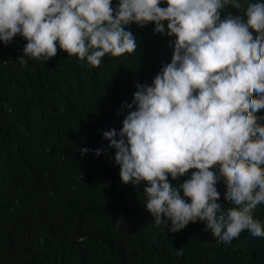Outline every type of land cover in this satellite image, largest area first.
Returning <instances> with one entry per match:
<instances>
[{
	"label": "clouds",
	"instance_id": "9594fccd",
	"mask_svg": "<svg viewBox=\"0 0 264 264\" xmlns=\"http://www.w3.org/2000/svg\"><path fill=\"white\" fill-rule=\"evenodd\" d=\"M226 6L240 11L221 18ZM148 22L169 38L170 60L151 83L134 82L121 126L101 133L107 144L78 152L114 149L120 182L142 187L144 209L168 232L205 217L225 242L242 230L264 237L252 215L264 202V0H247L246 11L242 0H0V43L19 34L22 53L42 63L57 47L91 66L133 53L125 26Z\"/></svg>",
	"mask_w": 264,
	"mask_h": 264
},
{
	"label": "trees",
	"instance_id": "16d2710c",
	"mask_svg": "<svg viewBox=\"0 0 264 264\" xmlns=\"http://www.w3.org/2000/svg\"><path fill=\"white\" fill-rule=\"evenodd\" d=\"M239 11L226 6L221 18ZM125 27L137 50L105 54L98 66L59 47L42 63L22 53L19 34L0 43V264H264V237L242 230L225 242L205 217L168 232L144 209L142 187L120 182L114 149L78 152L106 145L101 133L121 126L134 82L151 83L170 60L169 38L152 22ZM252 215L264 226V202Z\"/></svg>",
	"mask_w": 264,
	"mask_h": 264
}]
</instances>
